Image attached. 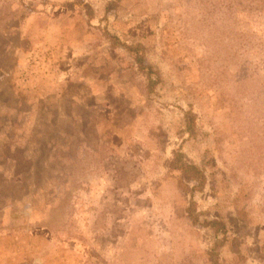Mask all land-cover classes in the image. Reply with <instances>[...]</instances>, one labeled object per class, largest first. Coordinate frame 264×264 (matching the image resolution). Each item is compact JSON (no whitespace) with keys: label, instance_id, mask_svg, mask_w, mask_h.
Instances as JSON below:
<instances>
[{"label":"rangeland","instance_id":"1","mask_svg":"<svg viewBox=\"0 0 264 264\" xmlns=\"http://www.w3.org/2000/svg\"><path fill=\"white\" fill-rule=\"evenodd\" d=\"M0 90V264H264V0H0Z\"/></svg>","mask_w":264,"mask_h":264},{"label":"trees","instance_id":"2","mask_svg":"<svg viewBox=\"0 0 264 264\" xmlns=\"http://www.w3.org/2000/svg\"><path fill=\"white\" fill-rule=\"evenodd\" d=\"M28 43H29L28 41H24V44H26V45H23V43H22V46L24 47L25 50H28V48H29V47H27ZM133 52H136L138 54V55H136V58H135L136 63L138 64V68L140 70L146 72L150 76L152 74V72H154L153 68L148 64H146V65L144 64V58L142 56H140L139 51L133 50ZM156 83H157L156 80H155V82L153 80H150V82L146 86L147 93H150L154 90V85ZM0 92H1V90H0ZM44 103H45V101H44ZM8 123H10V124L8 125ZM8 123L4 122L3 125L0 126V128H2V127L7 128V132H5L6 142L9 143V146H11V143L14 142L12 135L17 133V131L13 128V122L12 121H8ZM196 124H197L196 114L193 111H189L188 117L185 120V124L183 125L182 128L179 129L181 136H183L185 133H189L190 135H194L195 129H196ZM31 145L33 146V149H32L33 151H37L40 148L39 141L37 139H35V141ZM22 159H24V158H21L20 160H22ZM26 161H27V163H29L30 160L27 159V160H25V162ZM19 164H18V168H19ZM169 164L172 168L179 170L184 178H187L189 180L194 181L195 182L194 187L196 189L198 186H202L205 184L206 177H205L204 171L198 165H196L194 163H189L188 161H186L183 158V155L179 150H176L174 152V156L171 158ZM188 212L190 213L192 219L194 221H196L197 220L196 219V212H195V207H194L193 202L190 205V207L188 208ZM206 226L213 228L216 233H224L227 230L226 224L220 219H214L212 221H208ZM214 264H218V261L215 260Z\"/></svg>","mask_w":264,"mask_h":264}]
</instances>
